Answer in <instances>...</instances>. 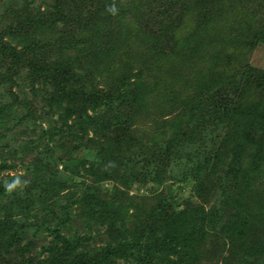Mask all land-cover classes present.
Returning a JSON list of instances; mask_svg holds the SVG:
<instances>
[{
  "label": "trees",
  "instance_id": "obj_1",
  "mask_svg": "<svg viewBox=\"0 0 264 264\" xmlns=\"http://www.w3.org/2000/svg\"><path fill=\"white\" fill-rule=\"evenodd\" d=\"M249 1L264 3V0H228V3L233 7L243 5L244 2L248 4ZM222 2L183 0L185 7L189 5L204 13L206 22L214 25L208 32L217 35L205 34L198 39L197 36H187L194 41L186 38V42H193L186 57L191 56L193 59L197 48L208 45L213 48H210L211 52L216 56L226 55L225 59L229 62L227 66L235 62L240 57V49L235 51V48H223V42L216 31L218 29L229 34V40L233 43L229 47H248V40H244L247 31L244 30L240 17L233 16L231 12L230 16L226 10L225 23L218 24L214 13L223 12ZM113 3L117 9L115 15L106 10ZM121 3L122 0H57L53 14L41 16L36 21L13 7L0 4L1 14L7 17V24L0 29V84L6 83L4 89H9L15 83L14 79L21 75L23 79L26 76L32 82L44 78L41 79L44 86L39 89L45 94L43 100L48 104L53 101L55 93H59L57 96L76 100V106L69 115L51 111L48 113L49 116H65L61 119L63 123L71 115H75V118L65 130L54 126L51 133L47 134L48 148H45L49 151L51 143L56 141L54 138L72 131L85 148L86 158L68 161L67 165H73L74 169L80 166L92 177L93 182L83 188L76 186L73 175L77 171L73 169L70 183H66V179H60L56 172L55 179L52 178L54 180H49V183L54 190H58L57 194L69 188H74L75 193H79V198L74 203H78L80 207L73 216L82 217L87 225L97 229L106 228L111 242L106 254L113 257L129 260L134 264H196L209 246L215 243L224 247L228 243L225 252L229 251V256L243 252V256L247 258L244 261L242 259L241 264L250 263L249 257L258 258L260 264H264V245L256 246L255 250L252 248L251 254L244 252L243 248L247 243H253V239L248 236L252 228L264 227V69H252L246 64L245 68L248 69L244 68L241 73H230L224 78L223 72H220L217 73L218 77L205 83L201 70L193 68V72L188 73V70L182 68L181 71L178 60L180 54L176 55L171 51L172 36L187 26L185 10L182 9L180 0H144L141 7L146 10L145 17L138 13L137 8L135 11L132 9L134 22L141 24L134 25L136 30L132 28L130 18L129 21H123L126 14ZM176 5L180 6L181 12L172 15V9ZM81 10L90 12L89 16L81 14ZM81 18H87V22L83 23L84 19ZM67 21L74 22L73 29L56 39V47L52 46V40L48 38L51 35L48 26ZM194 22L198 28L197 21ZM250 29L253 44L249 47L264 45V25ZM131 38L139 40V43L153 41L155 44L150 58L157 65H164L166 68H139L136 73L130 72L121 77V71H128L126 64L122 63L124 58L117 62V67L107 68L108 64L115 63L114 58ZM206 40L210 43L206 44ZM54 51L59 56L69 52L73 60L83 59L86 64L95 60L104 74L98 75L89 68H85L87 73H84L83 68L80 77L70 73V78L67 69H64L66 66L62 65L66 59L57 63L58 61L51 62L47 58L46 53L49 57ZM89 60L91 61L88 63ZM215 61L217 65L219 59L216 57ZM97 76L107 88L98 87ZM173 78H180L183 91L173 84ZM168 82L172 84L171 87ZM202 82L205 84L201 85ZM190 89L194 91L193 96L187 94ZM250 92L254 93L253 96ZM18 100L13 92L7 97L0 96V135L15 134L20 126L22 118L17 114ZM23 102L26 106L29 103L27 99H23ZM149 102L156 109L159 107V114L163 113L165 103L169 113L163 115L162 122L157 127L156 138L150 139L146 144L134 139L129 129L132 120L142 114L146 115L144 113ZM28 109L29 106L27 114L30 113ZM172 114L173 117H168ZM115 126H121L128 135L115 141L110 137ZM3 150L0 147V154ZM133 157L137 160L136 165H139L143 187L150 185L153 188L149 190L151 194L158 188H162L163 192L156 195L154 192L151 198L144 199V203L148 202V207L139 210L143 222L127 231L121 208L114 204V200L109 201V196L103 195L100 188L104 182L110 181L115 171L129 164ZM67 165H64L66 169ZM7 166L8 163L1 159L0 172ZM175 176L179 181L176 190L167 182ZM59 181L63 184L57 186L54 182ZM4 185L0 184V264H5L10 248L19 241V230L13 227L16 223L15 215L9 208L11 206L4 203L8 192ZM17 188L18 191L22 189V182L14 189L15 192ZM182 188V192L186 191L188 197L180 192ZM120 195L125 194L121 191L116 195L117 198ZM209 196L223 200L220 210L227 209L230 205L229 210L232 211L225 212V219L222 218L220 223L219 237L211 243L208 242L206 233L212 223L200 204ZM36 199L23 195L9 204L23 213L26 209L32 211L39 205H45L42 198L39 201ZM59 201L57 206L61 216L57 218L56 215L53 220V234L54 240L64 245V250L55 252L52 250L53 246L47 248L51 264L67 263V256L77 251L76 245L80 242L77 237L75 246L69 249V243L73 240L62 236L61 227L66 226L71 215ZM195 202L198 204L193 206ZM179 208L181 212L178 211ZM148 217L150 222H147ZM11 230L14 232L9 236L8 232ZM26 251V246L17 249L23 264L29 262V259L23 258ZM50 251L53 255H50ZM94 257H83L76 264L105 263L102 257L98 256L102 258L99 260Z\"/></svg>",
  "mask_w": 264,
  "mask_h": 264
},
{
  "label": "rangeland",
  "instance_id": "obj_2",
  "mask_svg": "<svg viewBox=\"0 0 264 264\" xmlns=\"http://www.w3.org/2000/svg\"><path fill=\"white\" fill-rule=\"evenodd\" d=\"M222 1L223 2L221 5V9L223 10V12H221V14H219L218 12L214 13V15L217 17L216 20L218 24L220 23L221 25H223L225 23V11L228 10L229 14L231 12L233 16L240 17L239 20L243 21L244 30L247 31L245 33L244 40H248V47L239 48L229 47L230 43L233 44L231 40H229V34L222 33L221 29L216 30L218 32V36H220L219 38H221V41L223 42V48H235V51L237 49H240L238 53L240 54V57H238L235 62H232L229 66H227L229 62L225 59L226 55H218L221 56L219 58L211 52V49L213 48L208 45H203L202 47L197 48V51L195 50L196 52H193V59H191V56L186 57L187 51H190L189 48L193 46V42L191 40L194 41V39L187 36L192 35L193 38L197 36L196 39H198L203 38L205 34H210L211 36L215 37H217V35H215L214 33H209V28L214 25L206 22L204 13H202L198 8L192 9V7H190L189 5L185 7V4H183V0H180V2L181 6H183L182 9L185 10L184 14L185 18L187 19V26L184 30L179 29L177 33L172 36L171 51L173 50L172 52L174 54H180L178 60L181 71H183L184 69L185 71L188 70V73H192L193 68L201 70L203 74V82L205 83L207 81L211 82L217 76V73L220 72H223L224 78L227 77V74L230 75V73H241L244 71L246 64L253 67L252 69H264V45L249 47L251 44H253L250 39V36L252 35L250 28H256L260 24L264 25V3L257 4L255 2L249 1L248 4L244 2L243 5L238 4L237 6L231 7V5L228 3V0ZM143 2L144 0H122L121 3L122 8H124L126 14L123 21L125 19L129 21L130 18V23L133 24L132 28L134 30H136V26L134 25L141 24L134 22L135 15L132 12V9H134L135 11V9L137 8L138 13H140L142 17H145L147 14L146 10H143L141 7V4ZM1 3L3 4V6L13 7L14 9H16V11L20 12L21 14H26V16H30L36 21L38 19H41V16L48 17L50 14L52 15L55 11L57 0H0V4ZM180 12L181 8L179 5L173 7L172 15L178 14ZM89 13L81 10V14H83L84 16H86V14L87 16H89ZM5 18L7 17L1 14L0 9V29H3L5 24H7V20ZM82 19H84L82 21L83 23L87 22V18H81V20ZM9 21L11 23V20ZM194 21H197L198 28L196 27ZM3 22L4 24L2 25ZM150 22H152L151 18ZM231 22L234 21L231 20ZM73 25L74 22L67 21L66 23L56 22L53 26H48V29L51 32V35L48 38L52 40L51 43L54 44H52V46L56 47V39L63 37L68 31L71 30V28L73 29ZM186 38H189L191 40H189V42H186ZM133 39L134 38H131V40L126 43V47H123V50H121L116 55V58H114L115 63L108 64L107 68L117 67V62L122 60V58H124L122 63L123 65L126 64V68H128V71H121V77L126 76L130 72L136 73L139 68H166V66L164 67V65H157L150 58L153 50V44H155L153 41H143L139 43V40ZM176 42L177 45L175 44ZM205 43L208 44L210 42L206 40ZM58 51L59 50H57V52ZM47 53V58H49L51 62L58 61L57 63H61L62 59H66L65 63L62 65L66 66V68L64 69H67L68 77L70 78V73L80 77V72L83 68L84 70L82 72L84 73H87L85 68H89L90 71L97 72L98 75L99 73L102 75L104 74L99 69V63L94 59V61H88V63L91 61L92 64H86L84 63L83 59L73 60L71 57L72 55L69 52L59 56L55 54L54 51L50 54L51 56L49 57ZM216 57L219 59V63L217 65L215 61ZM199 60H202V62L199 63ZM174 66L175 63L173 64L172 68H174ZM223 66L227 67L223 68ZM190 68L192 69L190 70ZM247 69L248 68H245V70ZM213 73H215V75ZM147 76L152 77L151 75ZM168 76L166 77V79L168 78ZM86 78L88 79L87 75ZM41 79L32 82V80L26 78V76L23 79V76L21 75L18 79H14L16 84L12 83V88L4 89L6 83L0 84V88L4 89L0 90L1 98L3 96H9L11 92H13L18 97L19 100L17 104V114L20 116V118H22L20 126H18L15 134L2 133L0 135V147L4 148V150L2 151L3 153L0 154V160L3 159L8 163V166H11L10 168L7 166L6 169L0 172V184H5L4 186L6 187V184H10L17 178L22 182V189L18 191L17 188L16 192L14 189L12 191H8L6 194V198L4 199V203H8V205L11 206L9 208L12 209L11 212H13L15 215L14 218L16 220V223L13 227L19 230V241L15 243L18 245L14 244L15 246L13 245L10 248L9 257L8 260L7 258L5 259V264H23V262L20 261V259H22L21 256H19V254L17 253V249L23 246L27 247V251L24 253L23 257L24 259H29V262L27 264H51L50 261H48L51 258L48 255L49 249L47 248H50L52 246L53 251L63 252L64 245L61 242H56L54 240L55 235L53 234V220L55 219L56 215L57 218L61 216V212L59 211V207L57 206L59 200L62 205H65V208L71 215V218L69 219V222L66 224V226L61 227L62 236L69 238V240H73L71 241V243H69V249L70 247L72 248V246H75L74 243L76 244L77 237L80 239L79 244L76 245V249L78 248L77 251L67 256V263L65 264H76L79 263V261L83 259V257L93 259V256H95L94 258L97 257V260L103 258L105 260V263L101 264H134L129 260L125 261L122 258H116L112 255L106 254V249L111 246L110 236L107 234L106 228L101 227L97 229L93 226L87 225L86 221L82 217L79 218L77 216H73V214H77V211L80 207L78 203H74V201L79 198V193H75L74 188L63 189L61 193H58L59 199H57L58 190L53 189L51 183H49V180L53 181L55 179L54 174L56 172L57 174H59L58 177L60 179H66L65 182L67 183V181H69L70 183V181H72V170L74 169V167L73 165H67V162L86 158V154L84 153L85 148L82 144H80L77 135L72 134V131H70L68 128L67 130H69V133L54 138L56 139V141L54 143H51V145L49 146V148L51 149H49V151L46 150L45 146H47L48 148L47 134L51 133L52 128L55 126L56 129L61 128V130H65L67 126L72 124L75 115H71L66 119L64 123L62 120L65 118L66 114L69 115V112L74 109V107L76 106V100L69 97L63 98V96H57L59 93H55L53 101L48 104L45 100H43L45 94H43L42 90L39 89L44 86V81H42ZM100 79L101 78L97 76L96 80L99 85L98 87L104 89L107 88V86H105L104 83L100 81ZM59 80L63 81L60 78ZM173 80L174 81L172 82L175 86L178 87L177 89H179V87L181 88L182 83L180 81V78H173ZM66 82L69 83V81ZM203 82L201 83V85L205 84ZM168 86L171 87L172 84L168 82ZM255 93H258V91ZM187 94L189 96H193L194 91L190 89ZM253 94L254 93L250 92L251 96H253ZM23 99H27V102H29L27 104V106H29V114H27V106L26 104H24ZM166 106L167 105L164 103L163 113L159 114L157 112V109H159V107L156 109L153 103L150 104L149 102V105L147 106L144 113L146 115L142 114L141 116L132 120L129 129V132H131L132 134L131 136H133L134 139L136 138L138 140H141L146 144H148V141L150 139L156 138V136L158 135L157 127L161 124L163 115H167V113H169ZM50 111L54 112L55 114H57V112L58 114L59 112L61 114L65 113V116L63 118L62 116L57 117V115L49 116L48 113ZM89 113H91L90 110ZM171 116L173 117L174 115L172 114L168 117ZM180 122L182 121H179V123ZM89 134H91V132ZM113 135L114 132H110V137H113ZM131 160L132 161H129V164H126L125 167L115 171L110 181L104 182L103 187L100 188L103 195L109 196V201L110 199L114 200V204L121 208L123 212L122 214L124 216V228L127 229V231L130 228L135 227L136 225H141L143 220L141 221L142 214L139 210L140 208L145 209L148 207V202L147 204L144 203V201H146L144 199L151 198L155 192L154 191L152 194L150 193L149 190H153L150 185H146L145 187H143V181L141 180L140 171L138 170L139 165H136L137 160H135V157H133ZM64 161L66 163H64ZM64 165H67L68 169H66ZM74 170L77 171V173L73 175V180L75 181L76 186L83 188L92 184V177L88 176V174H86V172L82 170L80 166L79 168ZM119 177L122 179V181H120ZM36 180L37 182H35ZM167 182H169L171 188H173L174 190H176V187L179 184L178 177L176 176L171 177L169 180H167ZM35 183L36 186L34 185ZM54 183H56L57 186L63 184L60 181ZM131 184L133 185L131 186ZM33 187H35L34 190L32 189ZM183 190L184 189L182 188L180 192L188 197L187 192H182ZM121 191L125 195H120L119 198H117L116 195L120 194ZM161 191L163 192L162 188H158L154 195L160 193ZM23 195L35 197V199L37 197V201H39V198H42V200L45 201V205L43 206L42 204L43 207L39 205L32 211L26 209V211L24 210V212L22 213L20 209L18 210V208L14 206L12 207V205H10L9 203L13 202L15 199L23 197ZM1 200L3 201V198ZM69 200H71V202L73 203L71 204ZM197 204L198 203L195 202L193 206H196ZM200 204L205 214L209 216V219L212 223L211 227L209 228V230L207 229L206 233L209 238L208 242L211 243L212 241L214 242V239L219 237V230L221 227L220 223L222 222V218L225 219V212L230 209V205H228L229 208L220 210L222 208L223 200L221 198L217 199L216 197L211 196H209L204 203L200 202ZM178 211L181 212V209L179 208ZM228 213H232V211L229 210ZM147 220V222L151 221L149 220V217L147 218ZM194 228H196V226H194ZM252 229V231L248 233V236L250 237L249 239H253V243L249 242L243 247L244 252L247 251L249 254L253 253L251 250L252 248L255 250L256 246L264 245V227ZM13 232L14 230L9 231V236L13 234ZM54 246H56V249L54 248ZM227 246L228 243H226L224 247L222 245L214 243L212 246H209L205 249L201 258L199 259V261H197L196 264H241L242 262L240 261L242 259L243 261L247 259L243 256V252H237L235 255L229 256V251L225 252V248ZM78 253L80 254L78 255ZM50 255H53L52 251H50ZM98 256L102 258H99ZM257 259L254 257H249L250 263L248 264H260V261ZM57 264L64 263L59 262Z\"/></svg>",
  "mask_w": 264,
  "mask_h": 264
},
{
  "label": "clouds",
  "instance_id": "obj_3",
  "mask_svg": "<svg viewBox=\"0 0 264 264\" xmlns=\"http://www.w3.org/2000/svg\"><path fill=\"white\" fill-rule=\"evenodd\" d=\"M107 11H109L110 13H112L113 15L116 14L117 9L115 4H111L107 6ZM21 185V181L17 178L15 180H13L10 184H6V188L8 191H12L13 189H15L17 186Z\"/></svg>",
  "mask_w": 264,
  "mask_h": 264
},
{
  "label": "water",
  "instance_id": "obj_4",
  "mask_svg": "<svg viewBox=\"0 0 264 264\" xmlns=\"http://www.w3.org/2000/svg\"><path fill=\"white\" fill-rule=\"evenodd\" d=\"M113 132H114L113 139L115 141H117L119 137H123V136L128 135L127 132L124 131L121 126L113 127Z\"/></svg>",
  "mask_w": 264,
  "mask_h": 264
}]
</instances>
